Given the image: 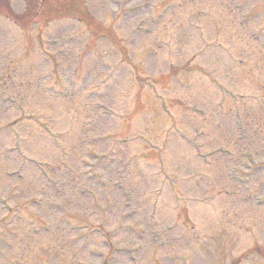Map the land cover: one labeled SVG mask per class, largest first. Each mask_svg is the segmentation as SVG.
Segmentation results:
<instances>
[{
	"label": "rangeland",
	"instance_id": "374dc122",
	"mask_svg": "<svg viewBox=\"0 0 264 264\" xmlns=\"http://www.w3.org/2000/svg\"><path fill=\"white\" fill-rule=\"evenodd\" d=\"M113 2L0 17V264H264V0Z\"/></svg>",
	"mask_w": 264,
	"mask_h": 264
},
{
	"label": "trees",
	"instance_id": "16d2710c",
	"mask_svg": "<svg viewBox=\"0 0 264 264\" xmlns=\"http://www.w3.org/2000/svg\"><path fill=\"white\" fill-rule=\"evenodd\" d=\"M33 16V14L28 9L27 12L21 17V19L24 21H29V19Z\"/></svg>",
	"mask_w": 264,
	"mask_h": 264
}]
</instances>
